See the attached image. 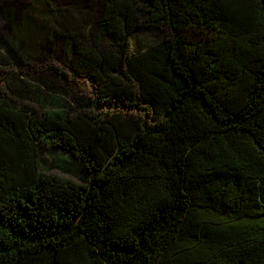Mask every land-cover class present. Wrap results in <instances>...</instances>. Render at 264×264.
I'll return each instance as SVG.
<instances>
[{
	"label": "trees",
	"instance_id": "obj_1",
	"mask_svg": "<svg viewBox=\"0 0 264 264\" xmlns=\"http://www.w3.org/2000/svg\"><path fill=\"white\" fill-rule=\"evenodd\" d=\"M81 1L0 0L8 53L42 16L97 91L0 94V264H264V0Z\"/></svg>",
	"mask_w": 264,
	"mask_h": 264
},
{
	"label": "rangeland",
	"instance_id": "obj_2",
	"mask_svg": "<svg viewBox=\"0 0 264 264\" xmlns=\"http://www.w3.org/2000/svg\"><path fill=\"white\" fill-rule=\"evenodd\" d=\"M4 1L10 2L11 0ZM29 1L30 0H14L15 3L22 2L24 4H28ZM75 1L76 0H73V2ZM87 1L88 0H82L79 3V11L83 10L85 12H90L91 14H94V17L98 18L102 13V10L105 8L104 3L101 1L99 2L98 0H92V5H90ZM69 9L72 13L74 12L72 6H69ZM25 13L26 12L20 16L18 26L20 27L21 24L25 22V26L28 27L31 26L30 22L33 21L38 28V33H40L27 42L28 47L26 48V52L28 56L25 55V58H20L21 50L8 53L5 50L4 45H0V94H6L9 97L10 92L8 90L10 88L11 91L20 95L21 98H28L31 97L29 91L33 86L35 89L38 87L44 90L47 88L45 86L46 84L59 86L56 82L57 76L50 74V68L62 69L67 73L66 77L68 80V85L66 86L68 94L64 97V100L73 109L79 110L78 104L75 103V100H77L76 98H80L83 101L95 99L97 97V91L95 90L94 85H92V83L81 73H74L72 71L71 67L73 68L74 65H72L71 61H73L75 55L70 51L69 45L64 38H61L60 36L47 37L46 29H42L40 25H37L39 21L40 23L45 22L42 19V16H34L33 14L25 16ZM74 14L79 17L78 12L75 11ZM6 24L7 23L5 22H1L2 35L7 36L8 26ZM17 34H19L18 36L21 37V39L25 38L21 27L18 29ZM78 35H80V39H82L84 45H90L89 39H87V34L81 35L78 33ZM7 37H2V40H10L11 37ZM44 49H47L46 52H44ZM20 59L22 60L20 61ZM76 74H78V76H76ZM53 77L55 78L52 80ZM72 79L75 80V82H73L74 84L72 83ZM22 83H25V88L22 86ZM25 103L26 104L24 105L31 108L38 114V116L44 111L41 109L40 105H36L34 102L25 101ZM63 155V153H51L47 149L42 148L40 150V160L43 170L50 174L71 177L75 180L80 175L75 170L76 165L67 166L61 164L64 165L61 166L59 164V162H62ZM68 170L71 173H67Z\"/></svg>",
	"mask_w": 264,
	"mask_h": 264
}]
</instances>
